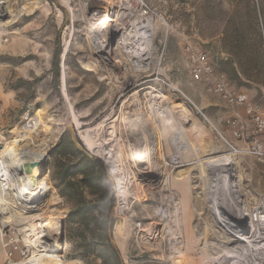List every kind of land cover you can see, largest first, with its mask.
<instances>
[{
  "label": "rangeland",
  "instance_id": "rangeland-1",
  "mask_svg": "<svg viewBox=\"0 0 264 264\" xmlns=\"http://www.w3.org/2000/svg\"><path fill=\"white\" fill-rule=\"evenodd\" d=\"M4 1L3 7L9 15L16 12L17 16H9L10 22L3 25L0 33V92L14 94L16 106L9 113L0 112V132L11 139L7 141L9 144L21 137L19 133L29 117L42 118L43 126L28 133L25 143L47 153L44 173L51 192L37 213L42 215L43 221L54 215L64 222L63 242L62 233L60 235L62 251L50 252L60 254L65 261L80 259L82 264H102L99 254L106 248L99 237L100 228L92 227V233L88 234L97 237L95 251L86 254L81 249V232L85 227H81L78 220L69 221L74 202L62 195L61 176L70 157L59 156L54 149L65 136L73 142L74 133L82 151L102 160L87 151L80 133L91 130L96 134L94 138L98 136L101 141L105 135L97 131L96 126L105 119L116 118L113 123L107 120V125L123 134L114 153L125 159L129 145L123 130L127 106L134 103L135 111L143 113L162 132L156 153L164 164L165 175L140 177L139 182L131 186L129 209L124 214L120 211L117 189L102 160L106 166V174L102 175L105 189L110 185L115 197L113 242L123 264H168V243L161 238L150 240L144 231L153 222H163L162 211L167 205L171 207L163 195L170 193L163 188L166 182L184 200L190 236L184 263L232 264L234 258L218 257L217 251L221 247L217 237H222L225 230L214 220L210 198L203 189L206 170L202 163L209 156L232 154V148L224 138L237 149L256 136L264 144V128L256 129L246 107L227 102L216 86L223 74L229 89L245 93L249 102L259 106L264 113V0H110L128 9V25L137 20L147 22L151 18L147 58L139 61L125 55L122 59L127 68L121 71H115L98 57L83 0ZM236 30L245 40L228 39ZM135 48L132 46L127 52L136 56L138 48ZM58 50L59 91L54 78ZM86 55L96 62L97 69L87 68ZM244 66L250 69L251 77L243 73ZM128 73L134 78L125 89L122 79ZM150 91L156 97L150 98ZM238 129L243 138L235 136L234 131ZM177 132H180L184 151L172 144L171 139ZM212 145L217 147L216 151L205 154ZM235 154L239 162L235 172L241 180L240 194L247 205L253 207L264 195V163L253 154ZM173 156H177L176 159ZM180 161L183 163H178ZM87 198L98 199L89 194ZM35 215L12 220L7 228L10 236H21L20 230L28 226ZM89 223L90 220L85 222ZM202 230L206 240L216 244L209 254L202 252L205 242L200 236ZM163 251L167 253L165 257Z\"/></svg>",
  "mask_w": 264,
  "mask_h": 264
},
{
  "label": "bare ground",
  "instance_id": "bare-ground-1",
  "mask_svg": "<svg viewBox=\"0 0 264 264\" xmlns=\"http://www.w3.org/2000/svg\"><path fill=\"white\" fill-rule=\"evenodd\" d=\"M5 2L4 0H0V5L5 4ZM83 6L92 27L91 33L96 44L97 55L107 64L111 65L115 71H121V69L127 68L125 61L122 59L125 55L131 56L139 61L147 58L150 51L151 18L147 22L137 20L128 25L127 22L130 21L128 9L118 6L116 2L110 0H83ZM22 8L23 10H21L24 11L26 5ZM22 11L19 12L20 15L23 13ZM2 12V25L10 22V19H7L9 16H17L16 12H12L13 15H9L6 9ZM132 46L138 48L136 56L132 53L130 55L127 52ZM122 54L123 56L119 59L118 56ZM84 58L87 61V68H96L97 64L95 61H92L87 55ZM133 78L129 74L122 79L125 89L131 85ZM149 96L150 98H154L156 94L150 91ZM134 105V103H129L127 106V116L125 118L126 127L123 131L124 135L127 136L129 148H127L128 150L124 154L125 159L121 156L118 157L114 153L123 134L119 130L115 131L114 126L107 125V120L110 118L101 121L96 126L97 131L104 132L105 136H102L103 139L101 138V141L97 139L98 136L94 138L96 134L94 135V132L91 130L80 133V139L87 151L101 158L106 163L114 186L117 189L120 211L124 214L128 213L131 186L137 184L140 177L150 178L161 174L162 176L165 175L164 164L160 162L158 158L160 155L158 156L156 153V147L158 149L162 132L156 124L148 118H145L143 113L142 115L137 113ZM150 109L152 110V108ZM40 111L41 109L39 108L38 112ZM116 120L114 118L111 121L113 123ZM41 125L43 126L42 118L38 116L36 127H40ZM28 138L29 135L27 133H22L20 138L11 141L9 144H6L5 148L0 150L1 156L4 158L3 163L7 166L8 172L6 176L7 188L0 185V222L6 224V222L13 218H28L33 213H36L31 219L36 218L37 222L32 223L28 227L25 226L23 230L26 233L36 232V235L40 238L38 240L39 247L44 248L35 253L24 264H82L80 259L65 261L60 254L50 252L60 251L62 220L60 218L57 219L54 215H50L48 220L43 221L41 220L42 215L37 213L50 196L51 186L44 173L47 153L43 149L35 150L31 145L25 143V140ZM171 141L177 148H181L183 141L180 132H177ZM44 144L47 145L48 142ZM181 150L183 149L181 148ZM176 157L173 156L174 159ZM204 160L202 164L206 170V179L203 183V189L208 195L207 197L210 198V207L214 215L213 218H215L214 220L218 226L220 225L225 228H223L225 230L224 235L217 237V244L221 247L217 251L219 253V256H217L219 258L220 256H226L228 259L234 258L232 264H264V210L260 206L253 209L249 204L247 205L248 202L246 203L240 194L239 185L241 184L239 182L241 180H238L239 177L235 172L236 165L239 163L237 155L233 152L232 154L226 152L209 156ZM27 161H39L40 166L35 167L32 174L27 173L25 170L21 171V168ZM178 163H183V161ZM162 171L163 173H161ZM1 182L2 180L0 178V184ZM163 188L170 192L169 194L165 193L163 195L167 198V202L171 207L167 205L165 211H162L163 222H153L144 231L147 233L148 239L157 241L161 238L165 239L168 243L166 249L169 253L167 256L168 264H185L184 257L187 254V249L190 248L188 243L190 236L186 225L184 200L179 195V192H173L168 182L165 183ZM210 207L208 206V208ZM254 213H256V218ZM250 216L251 229L247 232L245 231V227L250 224ZM194 228L196 229L198 226ZM200 236L203 240L205 239V242L202 240V244L204 245V251L202 250V252L209 254L211 247H216V244L206 240L204 232ZM43 243H47L48 246L46 245L45 248ZM164 251L163 257L167 254Z\"/></svg>",
  "mask_w": 264,
  "mask_h": 264
},
{
  "label": "trees",
  "instance_id": "trees-1",
  "mask_svg": "<svg viewBox=\"0 0 264 264\" xmlns=\"http://www.w3.org/2000/svg\"><path fill=\"white\" fill-rule=\"evenodd\" d=\"M239 33L240 31L236 30L235 34H232L228 39H231V41L237 40L238 42H241V39L245 40L244 37L239 36ZM226 36L229 37V34L227 33ZM54 66V78L59 91V50L55 53ZM245 67L242 70L243 73L251 77V74H249L250 69ZM65 143L66 146H64ZM67 147H69V151H66ZM54 150L59 156L70 157L69 163L62 171L61 181L64 185V191L61 193L68 200L74 202V206L68 215L69 221L78 220L80 226L85 227L81 232L83 239L82 251L86 254L95 251L97 236H88V234L92 233V227L98 226L101 231V236L99 237L106 248L104 252L102 251L99 254L102 264H123L120 252L109 236L110 223L113 228L115 225V220L112 217L115 197L109 183V189H105V180L102 179V175L105 176L106 174L104 162L90 157L84 151L79 150L72 141L68 140L67 136L60 140ZM88 194L96 196L98 199H88ZM88 220H90V223L85 224Z\"/></svg>",
  "mask_w": 264,
  "mask_h": 264
},
{
  "label": "built area",
  "instance_id": "built-area-1",
  "mask_svg": "<svg viewBox=\"0 0 264 264\" xmlns=\"http://www.w3.org/2000/svg\"><path fill=\"white\" fill-rule=\"evenodd\" d=\"M5 8L1 9L0 5V30L2 29V11H4ZM205 57V56H201ZM208 70H211V67L207 68ZM217 90L221 92L222 96L226 99L227 102H229L232 105H244L246 107V110L248 114L252 117L253 123L256 126V129L262 130L264 128V113L261 110L259 106L256 104H252L249 102L248 97L243 92H238L235 90H231L227 87V84L225 83V76L222 74L220 75V78L218 79V82L216 83ZM201 111V110H200ZM202 113V112H201ZM38 119L37 116L29 117L23 126L22 131L19 133V136L21 133H32L35 132L38 128L36 127V120ZM235 136L238 138H243V133L238 129L234 131ZM8 140L7 136L1 131L0 132V150L5 148L6 143ZM226 143L232 148L231 152L235 153H249L255 155L259 161L264 163V144L259 139V137H254L249 139V141L246 143L245 146H243L240 149H237L230 141L224 138ZM3 157L1 156L0 152V178L2 180L1 186H4L7 188V178L8 175L7 172V166L3 163ZM261 207L264 210V195L259 198V200L256 202V204L252 207L253 209L256 207ZM254 216L256 218V213H254ZM16 218H13L12 220H15ZM6 222V224H3L0 222L1 228V242L2 247L5 252V263L4 264H24L26 261H28L33 255L40 250H42L44 247H39L38 240L40 239L39 236L36 235V232H30L26 233L23 229L20 230L19 234L21 236H10L9 230L7 229L10 222ZM251 216L249 217V226L245 227V231H248V229H251ZM37 222L36 218L31 219L28 226L32 223ZM26 226V227H28ZM29 234V235H28ZM28 235V236H27ZM48 246L47 243H43ZM49 248V247H48Z\"/></svg>",
  "mask_w": 264,
  "mask_h": 264
},
{
  "label": "crops",
  "instance_id": "crops-1",
  "mask_svg": "<svg viewBox=\"0 0 264 264\" xmlns=\"http://www.w3.org/2000/svg\"><path fill=\"white\" fill-rule=\"evenodd\" d=\"M1 30H0V33H1ZM15 106H16V100L14 98V94L10 92H5V91L0 92V112L9 113L10 109L14 108ZM216 149L217 147L215 145H212L210 148H207L204 153L208 154V153L216 151ZM175 176L177 178L178 175L175 173ZM4 263H5V252L2 247L1 233H0V264H4Z\"/></svg>",
  "mask_w": 264,
  "mask_h": 264
},
{
  "label": "water",
  "instance_id": "water-1",
  "mask_svg": "<svg viewBox=\"0 0 264 264\" xmlns=\"http://www.w3.org/2000/svg\"><path fill=\"white\" fill-rule=\"evenodd\" d=\"M3 5H1V9H3ZM72 139H73V142L75 143V145L77 146V148H79L80 150H84L81 146V144L79 143L78 139H77V136L73 133L72 134ZM88 156L92 157L91 155L88 154ZM40 166V162L39 161H27L25 162V164L23 165V167L21 168V171H26L27 173L29 174H32L35 167H38ZM64 225V222H62V226ZM113 232H114V228L112 226V224L110 223L109 225V236L111 238L112 241H114V236H113ZM64 240V235L62 233V242ZM62 250H60L61 252Z\"/></svg>",
  "mask_w": 264,
  "mask_h": 264
}]
</instances>
